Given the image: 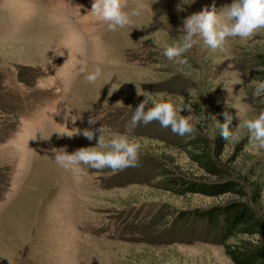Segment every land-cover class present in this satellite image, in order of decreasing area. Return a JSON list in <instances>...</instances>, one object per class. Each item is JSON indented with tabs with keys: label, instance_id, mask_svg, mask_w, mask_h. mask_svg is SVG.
<instances>
[{
	"label": "rangeland",
	"instance_id": "1",
	"mask_svg": "<svg viewBox=\"0 0 264 264\" xmlns=\"http://www.w3.org/2000/svg\"><path fill=\"white\" fill-rule=\"evenodd\" d=\"M92 3L0 0V264H232L201 225L176 221L178 212L230 197L168 191L161 163L203 176L179 148L183 136L157 121L126 126L144 100L136 86L158 100L190 103L192 113L180 114H192L191 123L209 138L217 129L213 117L223 124L225 111L233 116L232 130L256 118L261 110L251 82L264 74L251 55L264 54V29L248 40L229 38L215 52L197 38L181 66L163 51L183 36V20L233 0H128L126 10H144L116 31L89 14ZM81 60L89 72L101 68L95 84L79 73ZM102 126L106 139L128 134L140 144L138 166L76 171L55 162L52 148L72 154L97 146L75 129ZM249 136L240 128L222 160L231 161L248 187L260 185L257 208L264 219V148L250 144Z\"/></svg>",
	"mask_w": 264,
	"mask_h": 264
},
{
	"label": "clouds",
	"instance_id": "2",
	"mask_svg": "<svg viewBox=\"0 0 264 264\" xmlns=\"http://www.w3.org/2000/svg\"><path fill=\"white\" fill-rule=\"evenodd\" d=\"M126 9H128V0H93L89 14L104 22L108 31H116L118 28L131 25L134 17H140L144 6L136 5L130 11ZM261 29H264V0H233V3L222 6L220 9H217L216 4L213 3L210 8L205 6L202 11L183 20V27L180 29L183 36L179 41H173L167 46L163 51V56L169 61H175L178 65L184 66L188 64L184 54L199 44L200 39L215 52L218 49L222 50L229 38L248 40L258 34ZM229 67L231 68L233 65H229ZM79 73L90 84H95L102 76L100 67H95L93 71L89 72L85 60H81ZM227 73L225 72L224 75ZM229 83L231 81H225L224 87L231 94L228 88ZM251 84L255 85L253 93L255 97L264 96V80L257 81L255 79ZM136 91L137 96H143L144 100L134 109L131 121L126 126L129 131L141 122L147 125L153 121L159 122L164 128L170 127L173 133L180 136L195 131L194 125L191 123L192 114L189 116L180 114L184 109L192 113L190 103L174 104L171 101L158 100L152 93L142 92L138 86H136ZM188 92L191 95V90ZM111 95L110 91L109 96ZM149 105L151 106L149 107ZM226 105L233 107L230 102H226ZM223 116L225 118L223 124L219 123L215 117L213 118L220 135L227 143L236 140V132L240 128H246L250 133L249 143L264 148V111H261L254 119L240 122L235 130H230L233 116L228 111H225ZM72 121L75 123L76 119H72ZM88 123L93 125L96 121L89 118ZM74 131L75 135H82L89 141L96 140L97 146L80 148L72 154H69L66 148H52L55 162L63 169L82 171L80 166L86 165L96 170L109 168L116 172L138 166L140 144L130 140L128 134H116L113 138L106 139L107 129L105 126L95 130L77 128ZM97 133H99L98 138Z\"/></svg>",
	"mask_w": 264,
	"mask_h": 264
},
{
	"label": "trees",
	"instance_id": "3",
	"mask_svg": "<svg viewBox=\"0 0 264 264\" xmlns=\"http://www.w3.org/2000/svg\"><path fill=\"white\" fill-rule=\"evenodd\" d=\"M251 57L255 68L264 74V54ZM255 101L264 111V96ZM198 127L194 125L195 131L183 136L179 148L202 172V178L179 174L163 163L158 165L159 176L167 190L179 196L197 194L210 198L229 196L230 199L206 208L178 212L176 221L201 225L203 235L221 246L232 264H264V219L257 208L262 189L252 183V187H248L249 182L235 171L231 161L222 160L228 143L218 128L209 138Z\"/></svg>",
	"mask_w": 264,
	"mask_h": 264
},
{
	"label": "bare ground",
	"instance_id": "4",
	"mask_svg": "<svg viewBox=\"0 0 264 264\" xmlns=\"http://www.w3.org/2000/svg\"><path fill=\"white\" fill-rule=\"evenodd\" d=\"M27 2V1H26ZM30 3V2H29ZM48 15V14H47ZM51 17V16H50Z\"/></svg>",
	"mask_w": 264,
	"mask_h": 264
}]
</instances>
